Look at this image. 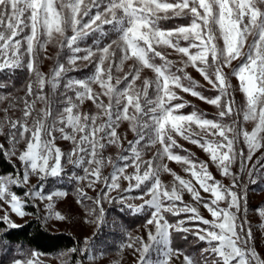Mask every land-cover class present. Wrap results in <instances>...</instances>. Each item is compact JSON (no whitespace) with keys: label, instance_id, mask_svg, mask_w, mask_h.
I'll list each match as a JSON object with an SVG mask.
<instances>
[{"label":"snow or ice","instance_id":"6c2138e0","mask_svg":"<svg viewBox=\"0 0 264 264\" xmlns=\"http://www.w3.org/2000/svg\"><path fill=\"white\" fill-rule=\"evenodd\" d=\"M101 5L102 11L99 10ZM93 8L97 11L90 17ZM85 17L88 19L85 20ZM184 17H190L189 24L169 29L160 26L162 20ZM110 24L121 31L118 39L95 51L75 47L78 39ZM68 29L72 32L71 36L66 35ZM217 31L223 40L222 48L216 43ZM54 34L62 38L60 46L71 49L72 55L68 57L69 67L57 62L51 75L46 77L39 70V57ZM249 37H252V42L247 44L245 52ZM182 40L188 42L187 46H181ZM159 47L171 48L186 57L183 61L185 68L189 65L194 67L218 94L209 98L197 91V82L182 68L172 71L175 62L157 50ZM82 51L85 54L78 55ZM117 52L120 53L118 62ZM94 57H97L94 74L84 81L68 79L64 88L65 92H75V99L80 103L85 99L91 100L100 113L89 115L74 112L78 104L71 96H66L64 103L67 106L57 118L49 121L52 111L51 100L44 91L46 85L55 90L60 78L75 70L78 60L92 62ZM241 57L245 58L244 62L238 68H233L231 74L237 77L240 90L246 98L243 119L256 121L251 132L237 127L236 119L231 123L223 122L225 117L239 115L234 107L235 100L230 95L231 84L225 69ZM156 58H160L162 63L156 64ZM130 59H135L139 66H134L123 77H114L113 66L116 72H120L124 62ZM106 61L108 64L105 68ZM18 67H26L30 73L25 96L21 98L24 105L22 117L11 120L7 116L9 109H4L9 129L5 134V124L0 122V135H6L10 147L5 148L0 143V152L9 158L16 156L22 171L0 176V201L3 202L0 205V212L3 213L0 223L18 227L10 218V212L17 217H25L30 215L25 211L29 202L38 207L37 201L45 200L48 201V219L53 216L58 220L65 219L53 208L54 198L63 197L66 193H45L42 184L49 176L60 175L63 171L61 161L65 153L55 145L54 133L59 132L61 139L72 141L74 145L71 152L66 154L67 162L83 168V175L74 179L78 182L87 181L88 188H94L99 182L104 184L105 190L97 194L95 199L83 189H78V202L84 204L89 215L95 216L94 223L99 225L103 221L104 201H119L136 212H140L143 205L154 208L144 225L154 228V231L149 230L147 233L148 242L141 237H129L125 245L139 253L140 264H148L147 253L153 243L161 239L170 240L173 232L191 233L198 241L207 244L201 250L204 264H264V259L250 246L253 232L250 226L246 227V215L243 219L240 215L242 208L245 213L247 209V196L241 192L242 175L247 162L252 161L253 155L264 148V0H0V72ZM144 68L151 69L155 78L144 79L142 88H137L136 81L140 79ZM177 72H183V76ZM185 80L187 84L183 82ZM122 82L127 83L121 89L118 86ZM93 84L103 89L102 94L108 97L107 104L100 99V94L93 92ZM150 88L154 90V98L149 97ZM175 89L190 93L220 109L219 119H207L196 111L187 115L178 114L180 109L186 107L187 101L173 104V101H182ZM37 101L43 103L44 107L34 115ZM101 116L106 117V120L97 123ZM122 120L130 122L131 131L136 136L135 140L128 141L127 151L131 155L119 156V160L125 161L124 166L114 165L111 177H102L101 169L105 161L101 150L105 148L104 141L120 145L117 128ZM193 124L213 139L193 138L199 137V133L192 131ZM66 128L72 131L67 132ZM145 130H148L147 135ZM173 132L203 148L222 175L232 176L231 186L226 187L215 180L206 163H197L190 156L174 154L172 149L179 145L173 138ZM241 136L247 146V155L243 149L237 152L235 147ZM146 137L145 147L159 144L161 150L153 159L143 160L142 150L138 146ZM21 142L24 148L17 156L16 146ZM165 156L186 165L185 172L190 173L200 189L212 198L203 200L192 180L183 179L174 172L171 174L178 184L174 183L168 190L161 183L159 173L161 169L165 172H171V169L167 165L154 166L157 157ZM237 156L240 161L239 174L231 171ZM129 160L130 165L127 163ZM107 162L112 163L110 157ZM129 166L134 168V173L125 175V169ZM121 176L129 181L125 191L136 190L152 180L148 191L134 197L150 198L137 206L127 203L129 198L126 195L110 197L109 193L120 187ZM31 177H38L37 183H31ZM133 180L135 183H132ZM13 186L26 189L23 196L13 192ZM185 190L197 203H203V207L211 214V220L203 218L196 207L183 204L182 194ZM85 201H92L90 209ZM221 202L227 206L220 207ZM258 211L264 215V209ZM165 214H189L187 222L198 223L195 228L185 227V219L170 223ZM201 224L206 227H201ZM184 238L187 239V235ZM38 255L32 252L31 258L15 259L13 264H42ZM179 255L183 256L184 264H196L191 256L171 248L170 244L165 249L161 264H171L172 257Z\"/></svg>","mask_w":264,"mask_h":264},{"label":"rangeland","instance_id":"374dc122","mask_svg":"<svg viewBox=\"0 0 264 264\" xmlns=\"http://www.w3.org/2000/svg\"><path fill=\"white\" fill-rule=\"evenodd\" d=\"M100 11L103 10V7L99 9ZM97 9L93 8V10L90 12L89 16L91 17L96 13ZM88 18L85 17V20ZM27 31V30H26ZM122 33H120L121 35ZM66 35L71 36L72 32L70 29L66 30ZM61 37L58 34H54L53 39L50 43L47 44L46 48L40 52L39 57V70L46 76L49 77L52 73V69L56 66L58 62V56L60 49V41ZM81 38L77 40V43L75 47H79L81 49H88L87 47L83 46L81 43ZM252 42V37L248 38V41L245 45L244 51H247V44ZM216 43L218 47H223V40L219 37V33L217 31V40ZM166 48V47H165ZM169 52V54L173 55L175 59L178 61V63L181 64V66L187 70V72L206 86L212 88L210 84H208L207 81L204 80L203 76L191 65L185 68L183 61L187 58L182 56L181 54L176 53L171 48H166ZM95 51V50H93ZM191 51H195L191 50ZM85 52H81L78 55H84ZM72 55V51H70V54L67 55V58L65 62L60 61L59 63H62L65 65V67H69L68 65V57ZM120 55V53H119ZM118 55V58H119ZM97 58V57H96ZM244 57H241L240 59L233 61L232 65L229 68L225 69L226 74H230L232 84L235 88L236 94L238 97L242 100V118H241V128L243 130L251 132L252 129L255 127L256 121L248 120L245 121L243 119V113L246 107V98L244 93L240 90L239 81L237 77L233 76L231 74L233 68H238L243 62ZM118 60V59H117ZM90 62L88 61H82L78 60L75 66V69L83 68L87 66ZM108 62L106 61L104 67H107ZM138 67V63L135 61V59H130L124 62L122 65V70L120 72L115 71V66H113V76H120L123 77L126 73H128L133 68ZM19 68V67H18ZM17 69V68H16ZM15 69L9 71L4 70L3 72H13ZM3 72H0L2 75ZM91 77V76H90ZM89 77V78H90ZM155 74L152 72L151 69L144 68L142 69L140 73V79L136 81V87L142 88V83L144 79H154ZM6 79V78H5ZM4 78L2 79L0 77V84H8L5 82ZM68 79L73 80H80L84 81L87 79H81L77 77H68L63 79L60 78L59 85L55 90H52L49 85H46L44 91L45 94H47L51 100V111L52 116L49 117V121H51L54 118L58 117V114L63 110L64 107L67 105L64 103L66 96H71L73 98V101L78 104V108L74 109V112H78L80 114H89V115H97L100 113V109L96 107V105L88 99H85L83 103H80L79 101H76L75 99V92L73 91H67L65 92L64 84L67 82ZM131 78H129L130 80ZM8 80V79H7ZM114 83V80H113ZM127 82H122L121 85H119V88H124L125 84ZM7 89H1L0 90V97H3L0 99V122H4V132L5 134L8 132L9 125L5 121V112L4 109L8 108L7 116L11 120H16L22 117V110H23V102L22 99L25 96L26 89L18 88L14 86L12 83L8 84ZM35 88V85H34ZM93 92L100 94V99L103 100L105 104L108 103V97L104 96L103 89L100 88L98 84L92 85ZM59 90L63 93L60 97H58ZM178 96L182 97V99H185L186 101L195 102L199 105H201L204 109L211 111V112H218L220 109L216 108L214 105H210L206 103L205 101L191 96L190 93H184L180 89H175ZM149 95H152V93H149ZM155 96V95H154ZM152 96L151 98H154ZM174 102V101H173ZM175 104V103H174ZM11 105V106H10ZM43 103L37 101L34 108V115L39 112L41 108H43ZM122 107V105H121ZM131 111V110H130ZM180 114V113H178ZM187 115V114H184ZM145 119V118H144ZM104 120H106V117L101 116L100 119L97 120V123H101ZM147 120V119H146ZM29 125H31V119L29 120ZM60 125H58L59 127ZM193 133H199L198 136H194L193 138L199 139L200 137H204L207 139H213L212 136H208L206 133L201 132V130L193 124L192 126ZM67 132H71V128H66ZM117 134L120 137V145L117 144H108L106 141L105 148L101 150V156L104 158L105 164L101 169V175L102 177L107 176L111 177V174L114 171V165L123 167L125 164V161H121L118 159L119 156H130L131 153L127 151L129 148L128 141L135 140L136 136L135 133L131 131V125L130 122L127 120H122L120 122L119 127L117 128ZM148 134V130H145V135ZM56 136L55 145L61 149L63 153H65V156L62 157V168L63 171L60 175L57 176H49L47 179L42 181V184L44 185V191L45 193H54L56 191H63L66 193L63 197H56L54 198V212H59L61 215L65 217L64 220H58L55 219L53 216L52 218L48 219V210H47V204L48 201H37L38 207H35L40 216L43 219V222L45 226L54 233H60V232H69L72 234L77 235L82 242V249L80 253V257L78 261L75 264H140L139 261V253L136 252L133 248L125 247V245L129 242V237H141L145 242H148L147 233L149 230L154 231V228L152 226H149L146 228L144 223H140L139 221L133 222L132 225L128 226L126 225L122 218L117 214L116 209L128 210L132 214L139 213L136 212L133 208L129 207L127 204L121 203L119 201H113L103 202L104 207V218L103 221L97 225L93 221L95 220V216L89 215L88 211H86L84 204L79 203V195H78V189H83L85 192H87L88 196L95 197L97 194L101 193L104 189V184L102 182L97 183L94 188H88L87 187V181L78 182L74 177H78L79 175H83V168L78 167L72 164H69L67 162L66 154L71 152L72 148L74 147L72 141L63 140L60 138L61 134L59 132L54 133ZM173 138L176 140V142L181 145L182 147H185L189 150H192L197 156L201 158V161H195L194 162H204L208 165V171L212 174L215 180L219 181L221 184H223L226 187L231 186L232 176H224L221 174L220 169L216 167L215 164L211 162V159L209 157V154L206 153L203 148H201L197 144L191 143L189 140L183 139L182 136L176 134L173 132ZM77 139H79V134H77ZM240 139L242 140V147L238 150L237 145H235L237 152H239L241 149L244 150L245 155H247V146L243 141V137L241 136ZM147 142V137L145 141L141 142V145L138 146L142 150V159L148 160L153 159V157L156 156L157 152L161 150V146L159 144L152 145L149 147H145L144 145ZM0 143L5 145V148H9L8 141L6 139V135H0ZM24 148V143L21 142L20 145L16 146L17 150V156L20 151H22ZM263 148L258 150L254 155L253 159L250 162H247L246 172H248L250 169H252L258 160V156L262 152ZM175 154V153H174ZM178 155V154H176ZM111 158L112 163H108V158ZM13 162H15L19 169L22 171V166L17 159L16 156H13L10 158ZM129 165L131 164V160L127 162ZM239 157L237 156V159L235 163L232 165L231 171L236 174V171L239 170ZM156 165H167L169 169H171V172H165L161 169L159 173V179L161 180V183L168 189L171 190V187L174 183H177V181L174 180L173 175L171 174L174 172L176 175L180 176L183 179L186 180H192L194 186L197 188V190L200 192V195L203 200H210L212 197L209 193H205L202 189H200L199 184L196 183L194 178L191 177L190 173L185 172V167L182 162H176L174 160H169L166 156L163 158L157 157L154 160V166ZM87 166V165H85ZM141 172H143V168L141 169ZM134 173V168L129 166L125 169V175H132ZM2 176V175H0ZM38 177H31L30 182L35 184L37 183ZM153 181L149 180L145 182L143 185H141L140 188L133 190V191H125L128 188L129 181L125 180L123 176L120 177V187L118 189L113 190L109 193L110 197H119V196H127L129 199L127 203L134 204V205H142L144 203V199H149L150 197L145 196L143 199H138L134 197L142 196L146 191L149 190L151 183ZM132 183H135L133 180ZM26 189L23 188H17L15 186L12 187V191L15 192L18 196H23V193ZM251 195V201L253 204H260L264 200V188L261 190H253L250 192ZM182 200L183 204L191 205L193 207H196L199 211V214L205 218L211 220V214L207 211L206 208L203 207V203H197L195 200H193L192 195L188 193L186 190L182 194ZM3 202L0 201V205H2ZM85 204L90 209L92 207V201H85ZM179 206H183L180 202H177ZM32 205V202H29L27 204ZM27 206L25 208V211L27 213H30V215H26L25 217H17L14 213L10 212V218L17 223L21 227L25 225L27 222H29L31 219H33L35 216L27 210ZM226 203L221 202L220 207H226ZM6 207V206H5ZM258 209H264V205L261 206ZM250 211L248 213V223L249 226L252 229L253 232V239L251 240L250 246L254 247L257 253L260 255L261 259H264V215H261L258 211ZM154 208L149 205H143L140 212H148L150 214L148 216V219L153 214ZM3 213L0 212V215ZM147 219V220H148ZM146 220V221H147ZM187 220V219H185ZM196 225H186L185 227L189 228H195ZM201 227H206L204 225H200ZM15 227V228H18ZM85 241H87V245H85ZM171 242L170 240H159L155 244L153 243L150 247L149 252L147 253V260L148 264H161V261L164 257L165 249L168 247V245ZM31 253H28L24 257H14L13 259H10L6 262H3V264H13V261L15 259L20 258H31ZM70 252H65L62 255L58 257L54 256H45L42 254L38 255V259L42 262V264H70V258H71ZM186 255V254H185ZM171 264H184L183 262V256H173L171 260Z\"/></svg>","mask_w":264,"mask_h":264},{"label":"trees","instance_id":"16d2710c","mask_svg":"<svg viewBox=\"0 0 264 264\" xmlns=\"http://www.w3.org/2000/svg\"><path fill=\"white\" fill-rule=\"evenodd\" d=\"M103 7V5H101ZM190 23V17H184V18H176L172 20H162L160 21V26L164 29L174 28L177 25H187ZM121 31L119 28L115 25H104L101 30L95 31L83 38H81V43L83 46L87 47L88 49H100L109 44L111 41L118 39L120 37ZM186 41H181V46H187ZM157 50L164 53L169 60H172L175 62L172 71H176L178 68L184 69L180 63L175 59V57L171 54H169L168 50L165 47H159ZM194 50V49H192ZM71 49L65 47H60L58 50L59 56H58V62L63 61L65 62L67 55L70 54ZM119 52H117V59H118ZM26 59V58H25ZM209 60H211V57H209ZM62 62V63H63ZM97 62V58L94 57L92 62H90L87 66L83 68H78L73 71H69L66 73L65 76L62 78H68V77H77V78H83L87 79L90 76H92L95 72V65ZM118 62V60H117ZM156 64H161L162 61L160 58H156L154 61ZM184 72H186L192 80L196 81L199 87H197V91L201 92L204 96H207L209 98L214 97L218 94V92L206 86L196 78L192 77L187 70L184 69ZM178 75L183 76V72H177ZM228 75L229 83L231 84L230 88V95L235 100V109L239 113V115H234L232 117H225L223 122L224 123H231L233 119L237 120V127L241 128V118H242V112L241 108L242 106V100L238 95L236 94L235 88L232 84V80L230 79V74ZM0 77L5 79L4 81L8 84L12 83L14 86L22 89H26V85L29 82L30 79V73L27 71L26 67H21L15 69L13 72H3V74H0ZM131 78V77H129ZM8 79V80H7ZM185 84L188 83V81H183ZM8 84H0L5 85L4 87H0L1 89H7L9 86ZM60 93H58V97H60L63 93L61 90H59ZM149 93H152V95H149L151 98L155 95L154 90L152 88L149 89ZM186 101L185 99H182V101H174V103H180ZM193 111H196L200 114H203L205 118L217 120L219 119V113L218 112H211L206 109H204L201 105L187 101V105L185 108L180 109V114H190ZM145 119H148V117H145ZM177 145H179L177 143ZM238 150L242 147V140L239 138V140L236 143ZM172 152L175 154H178L180 156H190L191 160L195 161H201V158L197 156L192 150H189L185 147H182L179 145V147H175L172 149ZM254 167L250 169L248 172L245 171V173L242 175L241 179V192L242 194L245 193L247 196V209L246 213L242 208L241 211V218L243 219L246 215L247 218V226H249L248 223V213L250 211H256L258 208L264 205V200L260 204H253L251 201V195L250 192L253 190H261L264 188V148L260 155L257 158ZM16 171H21L18 167V165L10 160L9 157L5 156L3 152H0V175L4 176L6 174H14ZM249 172L251 175L249 176ZM236 174H239V170L236 171ZM207 201V200H206ZM27 210L30 211L35 217L31 219L29 222H27L25 225L15 228L10 227L7 224L0 223V264H3V262H6L10 259H13L14 257H24L30 252H36L45 256H54L58 257L62 255L65 252H70L72 249H75L76 251H72L71 258H70V264H75L81 253L82 249V242L81 239L72 233L69 232H60V233H54L50 231L44 224L42 217L36 210V208L32 205L27 206ZM117 214L122 218L123 222L130 226L133 222L139 221L140 223L146 222L148 219V212H139L132 214L128 210H121L116 209ZM166 218L169 220L170 223H175L179 219H187V216L189 214H181L180 216H172L171 214H165ZM198 222H187L186 225H196ZM202 225V224H201ZM187 235V239L184 238V236ZM171 246L173 249H179L184 254L191 256L195 261L196 264H204V256L201 254V250L204 247H207V244L205 242L198 241V239L193 236L191 233L184 234V233H175L173 232L170 237ZM251 243V241H250Z\"/></svg>","mask_w":264,"mask_h":264}]
</instances>
